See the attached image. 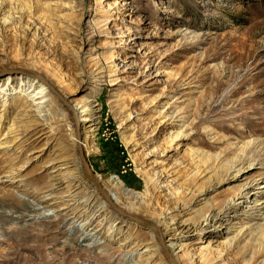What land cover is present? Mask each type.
<instances>
[{
    "label": "rangeland",
    "instance_id": "1",
    "mask_svg": "<svg viewBox=\"0 0 264 264\" xmlns=\"http://www.w3.org/2000/svg\"><path fill=\"white\" fill-rule=\"evenodd\" d=\"M19 70L45 77L71 106L98 104L84 149L119 208L130 191L138 196L133 215L170 225L205 191L194 221L211 207L229 209L223 224L193 237V251H209L216 264H264V204L257 206L264 200V0H0V139L28 110L23 97L6 92L8 77L15 87L33 81ZM51 95L65 115L61 141L83 179L76 193L107 202L83 176L72 113ZM14 152L0 151L4 217L52 203L48 155L9 182L3 175L17 162ZM79 207L1 222L0 264H139L126 253L137 243L143 252L153 230L113 210L118 226L105 224L91 240L71 233Z\"/></svg>",
    "mask_w": 264,
    "mask_h": 264
},
{
    "label": "bare ground",
    "instance_id": "2",
    "mask_svg": "<svg viewBox=\"0 0 264 264\" xmlns=\"http://www.w3.org/2000/svg\"><path fill=\"white\" fill-rule=\"evenodd\" d=\"M9 23L8 20H4L2 26ZM6 85V92H9L8 95L12 93L11 95L23 97L25 104H28V110L19 114V118L13 121L2 139H0V151L9 153L14 150L16 159H14V161H17L13 163L10 170L4 172L3 177L6 181H15L20 178V174L30 163L37 162L48 155L49 159L44 165L45 172L48 176V190L45 194V198L51 199L52 203L47 206L43 204H34V213L28 215L5 213L6 216L4 217L1 216L2 212L0 211V223H18L19 221L30 222L31 220H35L39 215L51 211V209L59 207L60 210H64L68 213L71 211L70 209L72 207H79V205H81L79 207L80 212L75 214L72 220L71 233L90 236L91 240H93L95 238L97 239V231L105 224H109L110 230H114L118 226V222L117 220H112L113 218L111 216L114 211L109 203L99 198L96 199L93 196L88 198L87 196H82L81 193H76V191L83 187V179L79 174L77 162L69 158L67 146L61 141L60 124L64 120L65 115L59 114V107L48 88L36 79H33V81L30 79H19V83L17 82V86L15 87L13 86L11 77L6 79ZM4 104L6 106L7 102ZM72 104L73 111L79 116V124L85 133V140L83 142V148H85L84 144L86 145L97 129L100 109L98 104L91 99L82 101L77 100ZM27 118H33V121H27ZM76 138V134L73 132V142L77 145ZM39 144L40 146L37 147ZM29 148L33 150L31 154L33 156L29 157L21 166L15 168V166L17 167V165L23 161L22 157L26 155ZM120 188H122V186H120ZM129 192L130 191H126L125 196H132L133 200L131 198L126 199V204H123L126 207L121 206V209L132 214V206L137 204L138 196L135 194L129 195ZM204 192L194 199V201L192 200L193 202H191V205L173 216L170 225L167 221L156 223L161 230L166 247L176 258L178 264H216L214 263L215 260L213 261L211 259V253H209V251L199 255L193 251V245L195 244L193 237L201 235L208 227H213L216 224H223L224 215L227 213L229 207L228 204L223 209L211 207L205 215L202 216L201 220H199L200 222L194 221L195 216L192 215H199L201 213L199 211H194V209L196 205L202 203L200 199L204 196ZM248 192H253V189H249ZM117 195V193L112 194L116 203L119 202ZM240 195L241 194L238 196ZM64 197L69 198L66 200ZM91 198H93V200L90 202ZM236 198L232 199L230 203L238 201ZM263 204L264 200H259L257 206H262ZM2 206L3 205L0 203V210L3 208ZM42 206H45V212H36V208L41 209ZM161 225L164 226V231ZM93 231L95 234L92 233ZM229 231H231V229H228V232ZM149 233L151 237L149 243H145L143 247L144 251H138L136 247L140 248L141 245L135 243V247L126 253L128 261L132 263L139 262V264H168L161 253L162 251L158 243L156 232L153 230V232ZM233 242V240H229L227 245L232 246ZM208 248L209 245L206 250ZM136 253L137 255H135ZM261 253L262 251L260 250L254 256L256 257Z\"/></svg>",
    "mask_w": 264,
    "mask_h": 264
},
{
    "label": "water",
    "instance_id": "3",
    "mask_svg": "<svg viewBox=\"0 0 264 264\" xmlns=\"http://www.w3.org/2000/svg\"><path fill=\"white\" fill-rule=\"evenodd\" d=\"M17 73L42 82L48 88V90L58 99V101L60 103H62L72 113L73 121H74L75 128H76V137H77L76 139H77V144H78V154H79V159L81 162V168L83 170L84 178L96 187V189L105 198V200L109 203V205L112 207V209L115 210L116 213H118L120 216L133 221L134 223L141 226L143 229L154 230L158 236V241H159L161 247L163 248V251L165 253V256H166L169 264H177V262L175 261V259L172 256L171 252L169 251V249L165 245V242H164V239L162 237L160 228L156 224H153L150 221H146V220H144V219H142L136 215L125 212L123 209L119 208L116 205V203L113 199V196L111 197L110 195H108L105 192V190L103 189V187L100 185L98 179L96 178V176L92 170L91 165L89 164L85 149L83 148V140H82V136H81L78 116L73 111L72 106L65 100V98L59 93V91L57 89H55L42 75H38L32 71H27V70H19Z\"/></svg>",
    "mask_w": 264,
    "mask_h": 264
}]
</instances>
